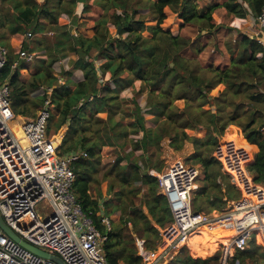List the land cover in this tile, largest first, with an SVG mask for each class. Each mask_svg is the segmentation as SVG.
<instances>
[{
	"label": "trees",
	"instance_id": "trees-1",
	"mask_svg": "<svg viewBox=\"0 0 264 264\" xmlns=\"http://www.w3.org/2000/svg\"><path fill=\"white\" fill-rule=\"evenodd\" d=\"M1 1L9 7L0 8V43L8 51L0 82H7L11 88L16 120L35 118L50 96L56 114L51 115L48 132L54 131L56 136L65 132L58 153L65 155L81 150L88 155L73 165L76 174L74 192L101 232H104L102 218H110L113 209L122 210L123 207L122 204L111 206L112 202L99 198L101 190L99 199L91 193L98 183L96 175L101 151L106 146L122 150L123 143H132L133 150L128 156L118 155L103 179L115 177L119 186L115 199L119 203L122 198L129 200L131 194L139 198L143 190L142 204L148 215L133 210L128 217L133 222V232L144 240V249L149 252H154L159 243L156 226L165 229L172 223L169 200L159 193L158 179L149 174L150 170L160 173L157 159L150 156L151 149L161 148L160 136L168 137L170 147L175 151H181L186 142L195 148L188 161L191 166L200 168L203 178L192 197L194 212H223L230 202L241 197L213 155L230 126L241 131L239 137L230 141L251 146L252 161L247 168L254 182L264 186V94L257 91L264 83V59L258 58L263 47L251 39V35L241 34L240 41L227 48L230 58L227 68L201 66L196 58L188 59L184 53L192 49L193 53L200 54L203 48H196L190 39L163 28L169 9L183 20L182 25L195 24L199 33H211L217 27L213 19L216 11L223 10L232 20L245 21L250 14L258 17L262 13L264 0H210L202 9L198 8L199 0ZM79 5L82 7L80 15L89 14L93 5L101 8L102 13L92 28L94 35L90 38L74 36L71 29L60 31L57 27L60 18L66 15L72 28H77ZM145 11L153 17L151 22H147L141 13ZM109 25L115 26L116 30L120 27V34L114 36ZM47 31L60 33L55 49L75 54L77 59L72 61V66L82 73V79L75 81L70 71H62L66 80L63 85L59 84L61 79L53 72L57 52L50 53L48 61L39 62L28 82L21 79L22 72L29 70L21 53H27L25 50L29 48L23 43L21 49L14 51L9 39L27 34L35 37ZM124 34H127L125 38ZM134 80L141 81L145 89L149 88L146 114L153 117L155 128L146 127L147 120L137 100H131V107L120 96L123 89L133 86ZM220 86H224V90L218 96H212L211 93ZM43 87L52 89L51 95H32ZM142 91L143 88L137 96ZM177 101L184 102L183 109L175 104ZM127 119L130 122L125 123ZM188 131H205V136H191ZM140 133L142 138L129 139L131 134ZM139 151L142 154L135 157ZM115 187L116 184L108 186V193ZM127 213L124 208V215ZM217 226L223 228L218 231L208 228L211 233L201 230L190 242L205 240L208 243V235L212 240L209 245L221 243L228 234L224 225L218 223ZM123 231L112 226L108 233L105 252L109 264H142L137 241L125 237ZM210 234H222V237L215 238ZM255 243L254 239L247 249L236 251L232 264H264V248ZM184 251L185 248L176 256L177 264H218L221 256V252H217L207 259L183 258Z\"/></svg>",
	"mask_w": 264,
	"mask_h": 264
},
{
	"label": "built area",
	"instance_id": "built-area-1",
	"mask_svg": "<svg viewBox=\"0 0 264 264\" xmlns=\"http://www.w3.org/2000/svg\"><path fill=\"white\" fill-rule=\"evenodd\" d=\"M253 20L255 29L251 39L263 47L258 58L264 59V7ZM21 58L33 60L25 52ZM7 60L8 51L0 44V73ZM37 92L41 96L51 95L52 89L41 88ZM51 115L49 96L35 118L22 120L18 135L12 129V123L17 120L11 88L7 82H0V215L23 241L58 256L65 264H109L105 245L112 220L102 218L104 232H101L74 192L73 165L88 155L81 150L58 153L62 134L50 136ZM213 155L241 194L234 202L233 211L194 212L192 197L199 188L200 168L176 161L163 174L151 170L149 174L158 179L159 193L169 200L172 223L160 230V246L154 252L146 251L145 242L137 240L139 256L145 264H172L197 232L215 223L232 232L220 249L218 264H232L236 251L247 249L254 239L257 243L264 242V186L256 184L248 171L251 154L235 140H226L219 142ZM38 206L42 211L50 209L51 214L46 218L41 216L36 212ZM0 264L56 263L26 250L0 229Z\"/></svg>",
	"mask_w": 264,
	"mask_h": 264
},
{
	"label": "rangeland",
	"instance_id": "rangeland-1",
	"mask_svg": "<svg viewBox=\"0 0 264 264\" xmlns=\"http://www.w3.org/2000/svg\"><path fill=\"white\" fill-rule=\"evenodd\" d=\"M214 1H219V0H214ZM211 1L210 0H199L198 1V8L202 9L205 6H207ZM2 7H9L8 4H4L1 0H0V8ZM81 10L82 7L81 5H79L77 7V12L79 14V22H78V26L77 28H72V25L70 24V19L66 16L63 15L60 20L59 23L57 25L58 28H60V31L66 30L68 31L69 29H71L72 35L74 36H78V35H83L85 37H92L94 35L93 32V27H94V23L96 21V19L98 18V16H100V14L102 13L101 8L93 5L91 8V11L89 14L86 15H80L81 14ZM144 16H145V20L147 22H151L153 20V17L151 15H149L148 11L145 12H141ZM167 13V20L165 21L163 28L165 30H168L170 32H172V34L174 35H180L183 38L186 39H190L196 46V48H203V51L200 54H195L193 53L194 50L192 49H187L184 53V56L188 59H194L196 58L199 63L201 64V66H209V65H213L215 67H219L220 69H225L229 66L230 64V58H229V54L227 51V48L229 46H235V42L236 41H240L241 39V34H248L251 35L254 33V20H253V15L250 14L247 19L245 21H240V20H232L229 16H226L225 12L223 10H218L215 12V14L213 15V19L214 22L216 23V28L215 30H213L211 33H208L207 31L201 32L199 33V27L195 24H191V25H182L183 24V20L179 19L178 16L176 14H174L171 10L167 9L166 10ZM110 27V31L114 36H118L120 34V32H118V30H116V27L113 25H109ZM59 34L58 32L55 31H47L42 35H36L34 36H29L24 35V37L21 38H17V37H11L9 39L10 42V46L11 49L15 50H19L22 48L23 43H25L28 46V50H25L27 52L28 55H31L33 60L29 61L26 60L27 65L29 66V70L23 71L22 72V80L25 82H28V80L30 79L32 73L35 71L36 68H38V64L40 61H48V55L51 54H55L57 52L58 54V60L54 65V74L59 77L60 79H63L61 82H59L60 85H63L65 83L64 77L62 76V71H70L72 76L71 78L75 81H78L80 79H82V73L79 70H74L73 66H72V61L74 62L77 57L75 56L74 53H68V52H63L61 48L58 49V51H56L55 46L57 41L59 40ZM127 36V34L123 35V38H125ZM1 44V43H0ZM30 50V51H29ZM97 65L100 66L101 62H97ZM45 87H47L46 85H44ZM142 82L139 80H134V84L131 87H126L125 89H123L120 93L121 98L126 99L129 103V106H133L131 103V100L135 99L137 100V102L141 105V107L143 108V113L144 116L147 120L146 123V127L147 128H155V123L152 121L151 115L146 114V112L149 110V108H147L146 105V94L148 93V86L147 89H145L144 87H142ZM43 87V88H45ZM143 88V91L140 92L142 93L140 96L138 95V92ZM224 90V86H220L218 87L216 90H214L211 95L212 96H218L220 92H222ZM256 90V89H255ZM257 91L261 92L262 94H264V83L261 85L260 88L257 87ZM33 96L38 95V92H34L32 94ZM135 96L137 98H135ZM180 109L184 108V102L183 101H177L175 103ZM126 107H128V105H126ZM208 108V107H207ZM52 113L56 114V111L53 109L52 106ZM102 118H105L106 115H101ZM117 120L120 119L119 116L116 117ZM24 120H28V119H24ZM19 122V124H16V122ZM16 122L12 123V129L14 132H16L18 135H21V130H20V123L22 122V119H17ZM130 122L129 119H127L125 121V123ZM200 134L195 133V132H190L188 131V134L191 136L197 135L199 138L204 136V132ZM241 131L236 128L235 126H230L227 130V133L225 134V136L220 140V141H226V140H230V139H234L239 137ZM237 134V136H235ZM54 131H52L50 133V136H53ZM142 133L135 135V134H131L129 136L130 140H138L140 138H142ZM65 136V132L62 133L61 135V144H62V140ZM160 138H162L161 140H159V144H160V149H151L150 150V156L153 159H157L156 161L158 163H156V166H158L160 168V174H163L164 172L167 171V169L170 167L171 164L175 163L176 161H183V163L191 166L192 163L188 161V156H189V150L187 149V145L188 142H186L184 144V148L181 151H175L173 148L170 147V140L168 137H163L160 136ZM60 144V145H61ZM192 143H190L191 145ZM193 145V144H192ZM242 146V145H241ZM243 147V146H242ZM191 148V147H189ZM244 148V147H243ZM248 148V147H246ZM131 150H133V146L132 143H123V148L118 149L117 147H104L101 151V163L98 167V174L96 175V178L98 179V183L95 184V186L93 187L91 193L92 196L94 198H98L99 194L98 192L101 190L102 191V195L99 197H103L102 200L104 201H109L112 202L111 206H115L117 207L119 204H122L123 207L121 208L122 210L118 209H113V214H111L110 219L112 220V226L113 228H120L123 229V233L124 236L127 237L128 239L130 238H134L136 241L137 240H141L139 239V237L133 232L134 228L132 227V223L130 222V218L128 217V215L130 214V212H133V210H138L140 212H143L145 215H148V211L146 209V207L142 204V196H143V190L141 195L139 196V198H136L135 196H133L132 194L130 195V199L126 200L125 198H122L121 203H119L115 198V193L119 190V186L118 183L116 182V179L114 176H111L110 178H108L107 180H104V176L105 173L111 169V167L115 164L118 155H122V156H128V154L131 152ZM250 153L249 148L247 149ZM142 154V151L136 152L135 153V157H138L139 155ZM137 160V158H135ZM126 161H124L122 164H125ZM151 171V170H150ZM155 171V170H154ZM157 172V171H156ZM203 178V176H202ZM199 182V180H198ZM111 184H116V187L114 189V191L108 193L109 189L108 186H110ZM139 187H141L139 184L137 185ZM98 198V199H99ZM234 207V202H230L227 206V208L225 209V212L229 213L230 211H233ZM124 208H126V210L128 211L127 215H124ZM36 212L38 214H40L41 216H45V218L47 217V214H51V210L48 209L47 211H42L41 210V206H38L36 208ZM206 213V212H205ZM206 214H212V213H206ZM138 225L142 228V225L138 223ZM156 226V225H155ZM158 229V227H156ZM215 229V231H218L220 229L223 228V226L221 227H217V228H213V226H211L209 229ZM227 227H224V229ZM162 229V228H160ZM164 229V228H163ZM162 229V230H163ZM207 229V228H206ZM209 229L205 230L206 232L208 231L209 233H211L209 231ZM226 230V229H225ZM159 231V229H158ZM232 233V232H231ZM199 234V232H197V235ZM211 237H215V238H221L222 234H217V236H215L214 234H210ZM220 235V236H219ZM207 237L209 238L208 243H206V241L204 240H197V243H191L189 242V245H191V248L189 247H184L185 251L183 252V258H186L188 256L192 257V258H202L204 259L205 257L208 258L210 256V254H213L212 256H214L217 252H220V248L223 246L222 243L217 242V244H219V246L217 244H213V245H209L211 244L210 242H212V240H210L211 238L207 235ZM206 237V238H207ZM225 237V235H224ZM214 239V238H213ZM144 241V240H141ZM159 241H160V231H159ZM253 241H251L249 243L248 246H250L252 244ZM256 242V241H255ZM258 246H261L262 248H264V244L260 243H255ZM159 245V243L157 244ZM158 248V246H157ZM156 248V250H157ZM182 248V249H184ZM181 249V251H182ZM201 249V251H200ZM155 250V251H156ZM218 250V251H216ZM199 251V252H198ZM235 256V255H234ZM142 264H145L144 261H142ZM172 264H177L176 263V258L175 260L172 262Z\"/></svg>",
	"mask_w": 264,
	"mask_h": 264
},
{
	"label": "water",
	"instance_id": "water-1",
	"mask_svg": "<svg viewBox=\"0 0 264 264\" xmlns=\"http://www.w3.org/2000/svg\"><path fill=\"white\" fill-rule=\"evenodd\" d=\"M118 32H120V27L118 29ZM162 138H160L161 140ZM0 229L7 234L12 240H14L15 242L19 243L23 248H25L26 250L34 253L35 255L42 257L46 260L52 261L56 264H65L61 258H59L56 255H52L49 254L47 252H44L28 243H26L25 241H23L20 237H18L4 222V220L2 219L1 215H0Z\"/></svg>",
	"mask_w": 264,
	"mask_h": 264
},
{
	"label": "crops",
	"instance_id": "crops-1",
	"mask_svg": "<svg viewBox=\"0 0 264 264\" xmlns=\"http://www.w3.org/2000/svg\"><path fill=\"white\" fill-rule=\"evenodd\" d=\"M199 133L202 134L203 132L201 131V132H199ZM204 136H205V132H204ZM204 136H203V137H204ZM235 136H237V134H236ZM224 141H225V140H224ZM186 147H187V149L189 150V156H191V155L194 153V151H195L194 146H193L192 144L190 145V143H188V145H187ZM189 147H191V148H189ZM243 147H244V148L248 147L249 150H250V154H251V156H252L251 146H249L247 143H245ZM248 148H246V149H248ZM189 156H188V157H189ZM187 159H188V158H187ZM179 161H180V160H179ZM202 176H203V173L201 174L200 179H202ZM200 179H199V180H200ZM229 179H230V178H229ZM230 182H231V180H230ZM231 183H232V182H231ZM198 186H199V188H200V186H201L200 182H198ZM199 188H198V189H199ZM195 192H196V191H195ZM170 209H171V206H170ZM224 211H225V210H224ZM224 211H223V212H224ZM211 213H212V214H215V213L218 214V213H222V212L212 211ZM156 227H158L159 231L162 230V229H160L159 226H156ZM206 228L208 229V228H210V227H206ZM206 228H205L204 230H207ZM204 230H203V231H204ZM224 232H225V231H224ZM196 235H197V234H196ZM194 236H195V235H194ZM194 236H193V237H194ZM262 241H263V240H262ZM159 243H160V241H159ZM259 243H260V242H259ZM261 243L263 244L264 242H261ZM159 246H160V245H158V248H159ZM218 246H219V244H218ZM188 247L191 248V245H188ZM221 248H222V247L217 248V249H221ZM216 251H218V250H216ZM212 255H213V254H210V256H209L208 258L212 257ZM196 258H197V257H196ZM196 258H195V259H196ZM201 259H202V258H201ZM204 259H207V258L205 257Z\"/></svg>",
	"mask_w": 264,
	"mask_h": 264
},
{
	"label": "bare ground",
	"instance_id": "bare-ground-1",
	"mask_svg": "<svg viewBox=\"0 0 264 264\" xmlns=\"http://www.w3.org/2000/svg\"><path fill=\"white\" fill-rule=\"evenodd\" d=\"M217 225H218V223H215V224L210 225L209 227H211V226H213V228L221 227V226H217ZM211 229H212V228H211ZM225 229H226V228H225ZM226 231H227L228 236L222 240V242H221L222 244L227 243L228 240L230 239V237L232 236V233H231V232H229L228 230H226ZM200 251H201V249H200ZM198 252H199V251H198Z\"/></svg>",
	"mask_w": 264,
	"mask_h": 264
}]
</instances>
